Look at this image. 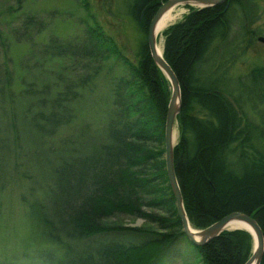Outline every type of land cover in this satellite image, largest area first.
<instances>
[{"label":"trees","instance_id":"trees-1","mask_svg":"<svg viewBox=\"0 0 264 264\" xmlns=\"http://www.w3.org/2000/svg\"><path fill=\"white\" fill-rule=\"evenodd\" d=\"M165 1L132 0L129 15L143 35L133 62L98 26L85 29L79 42L77 37L52 36L41 43L37 56L36 42L31 40L34 33L43 31L41 20L28 15L22 21L23 33L12 32L14 42L25 39V34L31 46L19 92L15 91V74L8 66L0 67V136L4 135L0 137V171L9 157H14L16 169L23 162L20 159L34 166L29 153L39 144L30 135L42 142L67 125L75 115L78 89L89 90L108 60L114 58L124 67L108 87L112 109L105 141L97 146L93 141L83 143L80 152L68 155H60L65 151L61 147L46 149L58 157L51 173L54 183L53 191L52 187L48 191L49 202L23 197L42 226L45 241L62 249L63 256L55 264H156L177 241L190 243L165 170L170 84L149 54L146 36L152 16ZM185 7L188 13L162 31V56L180 86L173 162L186 216L192 227L203 229L238 211L253 217L264 236V150L252 143V136L264 143V109L255 126L241 103L245 90L253 106L264 105V65L251 69L250 84L245 89L235 86L239 94L231 99L226 77H231L228 63L234 60L224 59L239 48V41L228 39L233 19H238L244 32H252L245 27L257 20L259 10L264 12V0ZM66 56L78 59L87 74L69 82L63 68L52 72L45 66ZM26 132L27 136H20ZM25 176L31 177L25 173L20 177ZM118 214L141 218L146 225L104 222ZM72 239L88 243L72 254ZM252 241L248 231L236 229L222 231L205 245L192 246L203 264H244ZM260 264H264V252Z\"/></svg>","mask_w":264,"mask_h":264},{"label":"rangeland","instance_id":"rangeland-1","mask_svg":"<svg viewBox=\"0 0 264 264\" xmlns=\"http://www.w3.org/2000/svg\"><path fill=\"white\" fill-rule=\"evenodd\" d=\"M131 2L132 0H0V67L8 66L15 74V91L19 92L23 86L22 79L26 75L25 60L31 43L25 34V39L14 42L12 32L17 30L19 35L23 33L22 21L28 15L36 16L42 23V32L33 34L30 30L31 35L33 34L31 41L36 42V56L41 43H47L52 36L70 40L77 37L79 42L84 37L85 29L98 26L113 39L121 53L133 62L143 35L129 15ZM9 8L11 10L8 11ZM176 9L177 15L168 25L179 21L189 11L184 5H178ZM258 13L257 20L245 27L252 32H244L238 19H233L232 34L228 39L239 41V48L237 54L233 52L224 56V59L234 60L233 63H228V74L231 77H226L231 99L237 98L239 87L245 89L250 84L248 77L251 69L256 65H264V43L257 40L259 36H264V12L259 10ZM39 20H36L35 28L39 27ZM157 42L163 46L162 32L158 33ZM80 63L78 59L66 56L60 60L48 61L45 66L52 72L63 68V71L68 73L67 81L71 82L87 74ZM103 67V71L95 78L89 90L78 89L75 115L71 116L72 119L67 125L59 127L42 142L39 136L30 135V140L39 144L36 148H31L29 153L34 166H29L25 159H20L17 161L23 162L20 168L16 169L12 164L14 157H9V163L0 171V175L4 173L0 178V185L5 183L4 190L0 192V264H55L63 256L60 247L45 241L48 239L43 233V228L23 202V197L28 201L38 200L45 204L49 202L48 191L50 187L53 191L54 180L51 173L58 157L46 149L61 147L65 151L61 150L60 155H68L70 151L80 152L84 148L83 143L88 145L93 141L97 146L105 141L106 123L112 109L108 87L115 76L123 73L124 67L114 58L108 60ZM235 86L238 88L235 89ZM241 97L247 118L255 126L259 125L264 105L260 102L253 106L247 101L249 96L245 90L241 92ZM25 134L28 135L26 132L20 136ZM177 138L176 126L175 143ZM252 143L255 149L264 150V143L253 136ZM17 170L20 174L15 173ZM22 173L31 177L21 178ZM146 209L149 210L147 207ZM104 222L129 227L146 225L145 220L127 214L113 215ZM72 240V254H76L88 243ZM156 264L203 263L192 244L177 241L170 252L162 256Z\"/></svg>","mask_w":264,"mask_h":264},{"label":"water","instance_id":"water-1","mask_svg":"<svg viewBox=\"0 0 264 264\" xmlns=\"http://www.w3.org/2000/svg\"><path fill=\"white\" fill-rule=\"evenodd\" d=\"M227 0H167L162 3L152 16L147 27V45L149 54L156 66L162 71L170 84V97L167 105V113L164 126V162L170 188L172 190L177 213L183 228L185 237L195 246L205 245L216 238L224 230L243 229L252 236V251L244 264H259L264 252V236L256 220L248 214L238 211L232 212L220 220L203 229H193L186 216L181 191L176 179L173 162V148L175 145L176 116L181 108V93L177 77L172 68L164 60L162 53L157 49V24L162 15L170 8L178 5H190L195 8L212 7L222 4ZM258 41L264 42V36H259ZM241 222L244 226H236Z\"/></svg>","mask_w":264,"mask_h":264},{"label":"bare ground","instance_id":"bare-ground-1","mask_svg":"<svg viewBox=\"0 0 264 264\" xmlns=\"http://www.w3.org/2000/svg\"><path fill=\"white\" fill-rule=\"evenodd\" d=\"M177 6H174L172 8H170L169 10H167L162 17L160 18V20L158 21L157 24V29H156V33H160L163 31V29L173 21V19L175 18V16L177 15ZM157 49L159 53H162L163 50V46L159 45V43L157 44ZM236 226H244L243 223L241 222H236ZM261 261V260H260ZM260 264V263H259Z\"/></svg>","mask_w":264,"mask_h":264}]
</instances>
